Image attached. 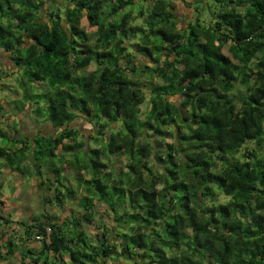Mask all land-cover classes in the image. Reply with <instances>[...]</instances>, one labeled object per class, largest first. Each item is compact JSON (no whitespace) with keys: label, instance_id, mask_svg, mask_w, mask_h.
Wrapping results in <instances>:
<instances>
[{"label":"trees","instance_id":"obj_1","mask_svg":"<svg viewBox=\"0 0 264 264\" xmlns=\"http://www.w3.org/2000/svg\"><path fill=\"white\" fill-rule=\"evenodd\" d=\"M176 1L183 2L186 6L191 3L194 12L199 10L193 6L194 0ZM14 2L19 4V9L12 8V0H4L3 4H0V48L12 60L13 69L23 74L29 83L36 82L37 86H40L39 82L46 80V86L52 89L49 92L33 93L37 104L35 111L42 114L43 108L48 112L46 117L48 124L44 123L38 128L41 138L33 141L37 145V157L41 148L46 149V154L52 158L53 163L54 157L57 156V148L65 149L63 153L71 157L74 149L80 145V137L85 138L83 131L73 126L75 121L69 122L68 113L63 111L69 101L73 102L71 107L79 105L85 120L93 117L94 111H98L105 120L113 121L121 115L122 108H127L123 115L127 121L124 130L128 136L135 140L136 125L140 123L141 127L148 130L145 138L150 140L151 136L155 135L158 138L155 141V148L163 149L165 153L161 155L157 152L154 158L155 163L161 166L162 173L167 174L164 188L158 190L156 182L152 181L147 186L135 187L134 191L133 188L126 189L123 186L129 182L124 169L136 175L135 166L131 164L124 165V169L118 172L114 183L111 185L105 183L111 178V174L106 171L109 167L108 160L116 159L113 150L117 153L125 150V145L115 143L118 134L114 123L113 132L106 138L107 142L102 147H92L87 152L79 153L81 166L86 165L85 171L92 173L87 178L78 171L74 177L77 181V189L83 190L80 194V206H88L96 201L101 206L99 210L103 212V207L107 204L108 210L113 214L108 216L104 213L101 218L105 219L109 227L114 226L111 235L114 243L111 249L107 247L109 239L107 228L104 231L96 230L94 235L96 243L91 246L83 239L84 233L77 232L76 239L80 247L73 243L71 250L68 251L69 259L65 260L64 264H77V261L79 264H94L97 257L100 258L101 264H107L108 260L115 256L116 242L121 239L124 243L120 247L119 264H135L136 259L145 260L149 257L151 258L149 264L153 262L177 264L174 257L170 260L164 259L163 247L150 245L138 228V226H152L149 227V231L155 233L161 225L170 241L164 247L169 249L181 247L185 236L181 229L186 226L191 227L194 233L191 244L199 256L193 264H233V245L238 240L243 243V255L249 258L247 264H264V161L251 162L254 153L244 152L242 155L247 158L246 162L242 166L233 164L228 153L237 148V142H226L228 133L224 131L229 121L236 125V130L243 133L239 141V147H243V141L254 140L261 131L260 125L264 124V32L259 31L260 28H264V0H246L244 15L252 17L247 25L244 16L235 9L228 11L225 8L215 14L209 11V15L212 16V29L217 33L221 29L227 30L219 38L208 39L206 36L203 42H198L203 25L199 17L188 19L180 27L187 28L188 36L192 37L193 41L184 48L176 39L179 33H169L163 27L152 30V39L159 41L153 46L154 49L177 58V63L184 65V71L176 85L162 87L158 100L163 107L153 101V109L149 116L152 117L153 113L155 115L152 119H145L143 122L136 120V113L128 108L122 97L113 99L111 91H105L102 96L89 100L90 82H83V78H72L71 73L65 71L66 65L69 64V54L72 63L75 64L99 66L107 63L109 69L113 71L110 76L101 73V79L105 81L112 79V88L116 96L120 97L124 91L125 81L114 77L120 76L119 61L123 57L114 51L100 49L110 45L111 39L118 34L120 39L112 47L120 53H127V49L122 45L129 36L135 38L143 34V29L138 25L125 28L128 13H125V17L119 21L109 23L105 37L98 38L96 42H89V29L83 24L80 27L71 24L69 34L65 25L59 23L60 15L46 12L45 9H41L43 19L37 17L36 22L29 25L26 31L16 35L19 27L26 25L31 19L33 10L30 0H14ZM73 2L76 3L88 25L95 28L100 16L103 15L105 0H73ZM132 2L133 0H128V4ZM243 2L245 0H242ZM198 3L205 9L210 7L207 0H198ZM215 3L224 7V0H215ZM227 3L232 4L233 0H227ZM241 6L242 4H237V7ZM171 10L175 14L173 19L178 17L175 2ZM65 18V22L70 18L67 12ZM48 21L53 22L48 23ZM255 21L259 23H254ZM227 45L229 53L224 51ZM131 47L134 52H139L151 61L157 59L155 52L140 40H136ZM38 50L39 55H37ZM181 53L186 57L183 61L178 59ZM250 61L251 66H249ZM25 65H30L31 68H25ZM241 65L247 68V71H243ZM2 69L0 68V74L8 75ZM210 82H217V86H209ZM237 82L242 86L252 84L258 86L246 89L247 101L239 114L234 117V107L229 106L226 93L221 89L229 88ZM23 83L24 81H21V84ZM57 84H67L68 91L58 89ZM117 85L119 87H116ZM77 86L80 88L78 96L75 93ZM194 93L197 94L195 97ZM173 96L178 102L170 98ZM25 98L31 97L25 94ZM193 99H195L194 105L191 103ZM40 100H46L47 108L45 105L40 106ZM89 103L93 104L94 108L87 107ZM177 120H179L178 124ZM166 123L175 124L173 143H167L165 140L173 136L172 132L165 130ZM100 127L103 129L104 125L101 124ZM87 128V131H90L87 137L90 141H94L95 129L88 126ZM53 133L57 135L48 139ZM69 139L73 143L61 142ZM256 143L258 146L259 142ZM176 144L180 147L176 148ZM184 145H187V148ZM105 148L107 151L104 150ZM147 151L148 146L142 145L136 155L145 156ZM127 153L128 158L131 159L133 153L130 147ZM89 154L91 159H88ZM220 164L230 165V169L209 170L218 169ZM141 167L147 174H152L153 170L148 165ZM62 172V168L54 167L49 175L59 176ZM189 174L195 179V183H192ZM137 179L142 183L141 177ZM197 185L204 186L202 193L195 194ZM76 195V190L67 193V196L73 200L76 199ZM112 197H116L120 203H124L127 197L125 210L117 213ZM220 197L229 199L215 207L203 209L202 214L207 215V220H201L197 209L202 199ZM237 213L239 219L227 223V219L235 217ZM94 222L96 223L93 216L84 212H76L75 221L71 225L66 217L55 215L50 216L44 232L50 233L51 243L55 245L58 232L75 231L85 224L91 226ZM21 227H25L23 222ZM124 228L128 231L117 230ZM90 229L89 227L88 230ZM132 229H137L134 235L129 234ZM217 229L223 234L222 238L217 235ZM236 254L239 255L238 252Z\"/></svg>","mask_w":264,"mask_h":264},{"label":"clouds","instance_id":"obj_2","mask_svg":"<svg viewBox=\"0 0 264 264\" xmlns=\"http://www.w3.org/2000/svg\"><path fill=\"white\" fill-rule=\"evenodd\" d=\"M4 0H0V4H3ZM32 5V16L28 20L27 24L19 27L16 31V35H20L27 30L29 25L36 22V18L43 19L41 15V9H45L46 12L58 13L60 15L59 23L65 25V29L71 33V24H76L80 27L84 23L85 17L80 13L76 3L73 0H30ZM174 0H133L131 4H128V0H105L102 8L103 15L100 16L99 21L96 23L94 29H90L88 40L89 42H96L98 38H104L108 31V24L119 21L125 17V13H128L127 23L125 28L129 26L138 25L143 29V34L133 38H129L124 42L122 47L127 49V53H120L112 46L117 44V40L120 39L119 35L112 38L110 45L102 47L100 50H111L122 56L123 59L119 61L120 76L114 77V79H122L125 81V87L120 97H117L115 90L112 88V79L107 81L101 79V73L105 76H110L113 69H109L107 63L97 66L96 64L84 65L75 64L71 61V54H69V64L66 65L65 71L71 73L72 78H83V82H90V95L89 100H94L103 95L105 91H111L112 98H123L128 108L136 113V120L143 122L145 119H152L149 113L153 109V101H156L162 108L163 104L158 100V95L163 88L168 85H176L183 75L184 65L177 63V58L170 57L168 53L158 51L154 49V45L159 41L152 39V30L154 28H165L169 33H179L178 42L182 48L186 47L188 43L193 41L192 37L188 36L187 28H181L180 22L184 20L183 16L176 17L172 12V5ZM209 9H205L198 3V0H194L193 6L199 10L193 12L191 19L199 17L203 28L200 29V36L198 42H203L205 37L212 39L214 37H222L227 31L221 29L219 33L215 32L212 27V16L209 15V11L215 14L218 10L223 11L225 8L228 11L235 9L244 16L245 24L252 19L251 16L244 15V8L247 6L246 0L242 3V0H233L232 4H228L227 0H224V7L215 3V0H207ZM237 4H242L241 7H237ZM120 5L119 7H117ZM127 5V6H124ZM12 8L19 9V4L12 0ZM5 11L7 8L5 7ZM69 14V19L65 22V13ZM79 20V23H77ZM53 21H48L52 23ZM254 23H259L255 21ZM15 27V26H14ZM260 32H264V28L259 29ZM140 40L152 49L157 59L155 61L149 60L146 56L140 53L134 52L131 45ZM229 43H231V37H228ZM251 39V37L249 38ZM246 43V42H242ZM175 46V41L173 47ZM167 47V46H166ZM130 54V55H129ZM39 55V50L37 52ZM179 60L186 59L183 53L180 54ZM236 62V61H234ZM251 66V61L249 62ZM25 68H31L30 65H25ZM243 71H247V68L241 65ZM4 73L10 72L9 69L3 68ZM21 81H24L21 84ZM0 85L11 86L19 95L13 94L11 88L0 87V264H64L65 260H68V251L71 250L73 243L77 247H80L76 233L83 232V239L87 241L88 245L96 243L94 233L97 229L104 231L107 228L109 239L107 241V247L111 249L113 247V240L111 238L113 227H109L107 222L102 220L101 217L104 213L111 216L113 213L108 210L107 204L103 207V212L99 210L100 205L93 201L88 206H80V194L82 189H77V181L73 178L77 172H82L87 176H91L92 173L85 171L86 165L81 166L79 160L80 152H87L92 147H102L107 142V137L113 132L112 125H116L117 139L116 144L125 145V150L117 153L113 150V156L116 157L115 161L108 160L109 167L106 169L111 174V178L106 180L105 183L111 185L117 180L118 170L124 169L125 164H131L135 166L136 175L127 172L124 169L128 183L123 186L127 188H133L140 186H147L150 182L155 181L158 190L163 189L165 182L167 181V174L162 173L161 166L155 163V156L157 152L164 155L163 149L155 148V141L158 139L155 135L151 136V139H146L148 130L141 127V124L136 125V138L132 140L125 132V124L127 121L124 119V111L127 108L121 109V115L113 120L107 121L99 115L98 111H94L93 117L85 120L82 116V110L79 105L71 107L72 101L68 102L63 109L68 113L69 122L79 121L80 123L95 129L94 143H89L84 137H80V145L74 149L72 156H66L59 148L56 149V154L59 163L54 164L52 158L46 154V149L41 148L40 155L37 157L36 148L37 145L33 143L36 139H40L38 128L40 125L47 123V118L44 116H37L35 109L37 104L35 103V96L33 93H43L52 91L47 85V81H40L37 86L36 82L29 83L23 74L19 76L0 74ZM209 86H217V82H210ZM258 85H240L238 82L234 83L229 88H222L221 90L226 93V99L230 102L229 106L234 107V117L239 114L247 101L248 93L246 89L248 87H256ZM58 89H62L65 92L68 91L67 84H57ZM116 87H119L117 85ZM80 92L79 86L76 87L75 93L78 96ZM25 94H28L29 99L25 98ZM194 97L197 95L193 94ZM8 101L9 106L4 107V102ZM12 101H15V106H12ZM195 104V99L191 101ZM31 105V108L29 106ZM89 108H94V105L89 103ZM45 108L47 104L45 103ZM138 109V111H137ZM115 111V109H111ZM167 119V118H165ZM179 123V120L176 121ZM104 127L101 129L100 125ZM165 130L172 132L173 136L167 141V143H173L175 141V124L166 123ZM261 131L254 140H244L243 147H239V141L243 137V133L236 130V125L229 121L224 129L225 133H228L226 142H237V148L228 153L230 160L233 164L243 165L247 158L242 155L244 152H252L254 155L251 157V162L256 160L264 161V124L260 125ZM57 134L53 133L54 138ZM259 142L257 146L256 142ZM62 143H73V141L66 140ZM147 145L148 151L145 156L136 155L137 150L142 146ZM131 148L133 156L128 158L127 149ZM176 148L180 145L176 144ZM187 148V145H184ZM114 148V145H113ZM107 151V149H104ZM75 157V159H73ZM88 159H91L89 154ZM121 161H123L121 163ZM141 165H148L153 171L149 175L145 172ZM54 167H60L63 169L62 175H49L51 169ZM230 169V165L220 164L219 168L209 169L211 171ZM98 175L101 173H97ZM137 177L142 178V183L138 181ZM123 179V177H120ZM192 183H195V179ZM39 185V187H37ZM76 190V199L73 200L67 196L70 191ZM204 191L203 185H197L195 194L202 193ZM218 191V190H217ZM228 197H220L217 199L203 198L197 209L200 214L201 220H207V215L202 214L203 209L215 207L217 204L227 201ZM112 200L116 204V212L119 213L127 207V197L125 202L120 203L116 197H112ZM59 201V202H58ZM72 209L70 214L69 209ZM135 210V209H133ZM84 212L93 216L96 223L89 225H83L81 228L72 230H64L57 233V242L55 245L51 243L50 233H45L44 228H47L50 216L60 215L66 217L69 225L75 221V213ZM223 219V218H218ZM235 219H239V213L235 217H229L227 223H232ZM21 222L25 224V227H21ZM35 224V227L32 225ZM43 225V227H41ZM102 225L104 227H102ZM91 227V231H89ZM152 227V226H149ZM149 227H139L146 241L153 247H163L165 253L164 259L170 260L175 258L177 264H193L194 261L199 259L197 252L193 249L191 240L194 235L191 227H184L181 231L185 234L182 246L179 248L164 247L169 244V238L164 234L163 227L156 229V232L149 231ZM29 228L31 230L29 231ZM121 231H128L127 228L117 229ZM137 229H132L129 232L130 235H134ZM157 233L159 235H157ZM217 235L223 236L217 229ZM62 238V239H61ZM72 241V243H68ZM115 256L110 258L107 264H119L120 259V247L124 241L121 239L116 242ZM99 247V245H97ZM139 251V250H138ZM239 253L237 255L236 253ZM244 246L239 240L233 245V264H247L248 257L243 255ZM185 258H188L187 260ZM149 259L140 260L136 259L135 264H149ZM77 264L79 262L77 261ZM94 264H101L99 257L96 258ZM153 264H159V262H153Z\"/></svg>","mask_w":264,"mask_h":264},{"label":"rangeland","instance_id":"obj_3","mask_svg":"<svg viewBox=\"0 0 264 264\" xmlns=\"http://www.w3.org/2000/svg\"><path fill=\"white\" fill-rule=\"evenodd\" d=\"M56 2L57 3H59V0H56ZM174 2H175V6H176V12H177V15H178V17H180V16H183L184 17V20L183 21H181L180 22V25H183V24H185V22H187V20L189 19H191V16H192V13L194 12V9L192 8V4L190 3V5L189 6H186L185 5V3H183V2H178V1H176V0H174ZM83 26H86L88 29H89V31H90V29H94L93 27H91V26H89L88 25V22H87V20H85L84 21V23H83ZM136 38V37H135ZM138 40V39H137ZM228 45L227 46H225V48H224V51H225V53H229V51H228ZM137 53H139V52H137ZM150 60V59H149ZM8 62L9 63H6L5 65L4 64H2L1 62V64H0V68H7V69H9L10 70V72H8V73H6V74H8V75H13V76H19V75H21V73L20 72H18L16 69H13L12 70V68H11V61L10 60H8ZM16 70V71H15ZM4 75V74H3ZM8 75H5V76H8ZM0 87H9V88H11V86H5V85H0ZM11 90H12V92H13V94H15V95H17L18 94V92L14 89V88H11ZM19 95V94H18ZM172 100H174L175 102H178L177 100V98L176 97H170ZM45 103H47L46 102V100H40V106L42 105V106H44L45 105ZM9 106V102L8 101H5L4 102V107H8ZM12 106H15V103H14V101H12ZM36 110V109H35ZM36 112V111H35ZM41 112H42V114H38V112H36V114H37V116L39 117V116H44V117H47V114H48V112L46 111V109H43L42 108V110H41ZM73 126L74 127H76L77 129H79V130H81V131H83V133H84V135H85V138L88 140V142L89 143H94V141H90V139L87 137L88 135H89V130L87 131V126L86 125H84V124H82V123H80L79 121H75L74 123H73ZM114 127L116 128V125H114ZM172 137H167L165 140H166V142L169 140V139H171ZM62 152H65V149H60ZM123 161H121V163H122ZM54 163L55 164H58L59 163V161H58V158H57V156H55L54 157ZM120 170L121 169H119L118 170V172H120ZM79 174V173H78ZM80 174L82 175V176H84V177H89V176H87V175H85L84 173H82V172H80ZM79 174V175H80ZM74 179V178H73ZM76 181V180H75ZM37 187H39V185H37ZM2 203V202H1ZM100 208H101V206H100ZM69 212H72V210L71 209H69ZM58 216H60V215H58ZM62 217V216H61ZM63 218V217H62ZM102 220H105V219H103V218H101ZM95 223V222H94ZM93 223V224H94ZM91 228V227H90ZM90 231H91V229H90ZM96 234V231H95V233H94V235Z\"/></svg>","mask_w":264,"mask_h":264},{"label":"crops","instance_id":"obj_4","mask_svg":"<svg viewBox=\"0 0 264 264\" xmlns=\"http://www.w3.org/2000/svg\"><path fill=\"white\" fill-rule=\"evenodd\" d=\"M8 60L11 61V65L10 66L13 69L14 64H13L12 60L7 56V53L2 48H0V62L5 65L6 63H9ZM46 124H48V123H46Z\"/></svg>","mask_w":264,"mask_h":264}]
</instances>
